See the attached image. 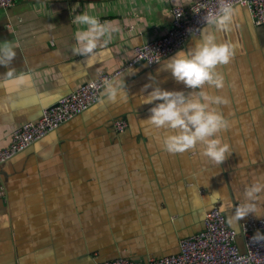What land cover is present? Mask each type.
<instances>
[{
  "label": "crops",
  "instance_id": "0c3cea01",
  "mask_svg": "<svg viewBox=\"0 0 264 264\" xmlns=\"http://www.w3.org/2000/svg\"><path fill=\"white\" fill-rule=\"evenodd\" d=\"M195 1L16 0L0 8V45L8 42L17 53L10 65H0V149L45 107L164 34L171 7ZM235 8L230 30L203 28L234 45L231 61L216 68L224 87L203 86L227 101L213 105L230 122L221 133L231 147L225 161L210 162L199 146L165 151L163 133L146 121L157 102H140L157 85L193 91L163 66L200 34L158 64L139 61L117 77L127 100L110 101L103 89L95 105L0 165V264H95L174 254L179 239L199 232L213 207L235 230L249 217L264 220L249 214L229 223L245 186L264 178V24H254L247 8ZM85 13L110 31L92 53L79 55L75 36L87 26L74 20ZM9 68L24 81L6 77ZM145 84L151 87L142 92ZM116 118L127 122L123 133L113 129Z\"/></svg>",
  "mask_w": 264,
  "mask_h": 264
},
{
  "label": "clouds",
  "instance_id": "9594fccd",
  "mask_svg": "<svg viewBox=\"0 0 264 264\" xmlns=\"http://www.w3.org/2000/svg\"><path fill=\"white\" fill-rule=\"evenodd\" d=\"M237 11L229 0H219L217 11L207 15L204 20L207 26L228 31ZM74 23L87 26L86 30L77 32L75 36L78 47L74 51L79 55L92 53L97 47V41L110 31L98 18L86 13L78 14ZM16 54L10 43L0 45V65H10ZM234 55L231 42H218L215 31L202 29L200 39L193 47L187 51L179 50L164 63V70L170 71L176 82L193 90L186 94L184 91L165 90L157 85L147 95L140 97V102L144 104L157 102L149 109L151 114L146 121L163 133L160 144L165 151L184 153L195 151L199 146L200 154L216 165L225 161L231 153L230 145L221 137V133L229 129L230 122L213 107L227 101L205 91L203 86L208 84L216 89L223 88V78L216 72V68L228 64ZM6 77L15 78L20 83L25 79L23 74L15 75L13 68H9ZM104 85V93L110 101L114 102L118 97L127 100L124 81L106 80ZM149 87L151 84H145L142 92ZM262 194L264 178L246 185L242 201L237 203L229 223H237L249 214L264 216ZM251 240L253 243L264 242V233L257 231Z\"/></svg>",
  "mask_w": 264,
  "mask_h": 264
},
{
  "label": "built area",
  "instance_id": "2783aa9c",
  "mask_svg": "<svg viewBox=\"0 0 264 264\" xmlns=\"http://www.w3.org/2000/svg\"><path fill=\"white\" fill-rule=\"evenodd\" d=\"M16 0H0V8L12 6ZM233 6L247 8L256 25L264 24V0H229ZM219 0H197L188 6L175 5L170 9L169 29L161 36L133 48L131 58L111 71H100L95 77L45 107L35 121L17 127L10 144L0 149V165L25 150L37 140L56 130L61 124L95 105L101 98L106 80L114 81L135 63L143 61L151 67L183 48L186 42L198 37L207 26L204 18L217 11ZM116 133H123L127 122L116 118L112 122ZM264 233V220L247 218L240 230L230 227L223 212L213 207L205 212L202 229L179 239L178 251L146 261L118 256L111 260H95V264H264V242L253 243L257 232ZM241 239L242 248L237 242Z\"/></svg>",
  "mask_w": 264,
  "mask_h": 264
}]
</instances>
